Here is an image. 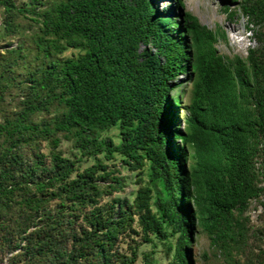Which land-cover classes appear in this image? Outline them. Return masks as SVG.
Here are the masks:
<instances>
[{
    "label": "trees",
    "instance_id": "obj_1",
    "mask_svg": "<svg viewBox=\"0 0 264 264\" xmlns=\"http://www.w3.org/2000/svg\"><path fill=\"white\" fill-rule=\"evenodd\" d=\"M171 2L0 0V262L135 264L139 244L119 247L134 231L144 264L160 245L193 264L196 222L216 243L246 236L249 202L264 207V0L239 5L260 42L247 57ZM115 127L119 142L103 136ZM117 154L138 171L133 200L105 201L124 186Z\"/></svg>",
    "mask_w": 264,
    "mask_h": 264
},
{
    "label": "rangeland",
    "instance_id": "obj_2",
    "mask_svg": "<svg viewBox=\"0 0 264 264\" xmlns=\"http://www.w3.org/2000/svg\"><path fill=\"white\" fill-rule=\"evenodd\" d=\"M241 0H185V8L180 11L177 8V12L172 16L175 19L179 18V13H184L186 10L191 11L196 15L202 24H205L211 29L223 31L226 34V38L220 37L217 42V47L220 52L234 56L239 54L243 57H247L249 50L252 48H258L260 42L257 39V27L249 22L248 16L244 15L240 9ZM171 0H156V5L159 9L164 10L175 4ZM225 6H230V9H236L234 16L230 17L229 14L224 11ZM264 31V30H262ZM17 38L14 39V43L17 44ZM144 46H142L143 48ZM151 48V47H150ZM75 50H68L65 52V56L71 55ZM177 82L182 84V88L179 92L173 91V96L182 97V104L179 106V118L180 126L185 127V117L188 114V110L183 108L189 100V93L191 89V83L188 81L187 75H180L177 78ZM181 90L183 91L181 93ZM110 135L119 142V129L117 127L110 131L104 132L103 136ZM63 149L68 151L70 142L63 141ZM48 151V148H45ZM93 161L88 160L83 164V167L90 165ZM112 164L116 163L119 168L117 176H121L124 179V186L122 189H118L110 197H106L105 201L114 197H128L133 200L136 191L141 186L138 179V171H131L128 167L122 166L121 157L117 154L114 160L107 161ZM147 180V176H144ZM263 198H253L247 209L243 214V219L246 224V236L242 239L241 243L230 246L225 245L222 242H214L212 237L207 233L202 225L198 222L195 224L194 232L192 233V241L190 244V257L193 264H264V207L262 205ZM135 229L140 230L137 223L134 225ZM176 238H174V241ZM139 244V256L135 264H144V251H151L153 246L149 243H143L141 235L134 231H128L120 239L119 247L122 251L130 252L131 245L135 246ZM156 253L159 259V264H172L173 253L166 254V249L161 245L158 247ZM11 254V253H10ZM9 254V255H10ZM8 255V256H9ZM8 256L0 264L7 263Z\"/></svg>",
    "mask_w": 264,
    "mask_h": 264
}]
</instances>
